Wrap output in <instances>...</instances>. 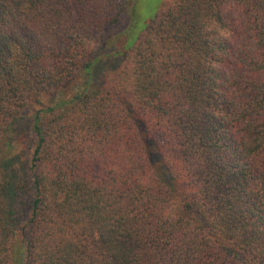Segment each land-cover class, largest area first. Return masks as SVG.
Instances as JSON below:
<instances>
[{"label":"trees","instance_id":"16d2710c","mask_svg":"<svg viewBox=\"0 0 264 264\" xmlns=\"http://www.w3.org/2000/svg\"><path fill=\"white\" fill-rule=\"evenodd\" d=\"M127 1L0 0V264H264V0Z\"/></svg>","mask_w":264,"mask_h":264},{"label":"rangeland","instance_id":"374dc122","mask_svg":"<svg viewBox=\"0 0 264 264\" xmlns=\"http://www.w3.org/2000/svg\"><path fill=\"white\" fill-rule=\"evenodd\" d=\"M133 1V2H132ZM128 0L125 9L122 11L117 25L108 26L101 37L92 44V53H103L107 50L114 51L121 47L125 41V36L129 34L131 25L136 21L137 32L148 25L150 21L154 18L157 12L164 9L172 0ZM134 4V5H133ZM133 8H132V6ZM119 58L113 57L108 59H102L101 65L98 67L97 76L101 79L102 73L107 69H112L118 63ZM28 113V112H27ZM26 124V123H25ZM24 129L25 126H22ZM18 148L16 147V151ZM16 167L13 170L23 169V161L18 157L15 159ZM14 173V172H13ZM12 173V174H13ZM17 176L12 178L16 179ZM11 178V179H12Z\"/></svg>","mask_w":264,"mask_h":264}]
</instances>
